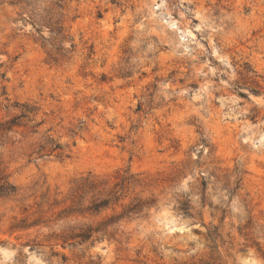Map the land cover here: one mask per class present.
<instances>
[{
	"label": "rangeland",
	"instance_id": "rangeland-1",
	"mask_svg": "<svg viewBox=\"0 0 264 264\" xmlns=\"http://www.w3.org/2000/svg\"><path fill=\"white\" fill-rule=\"evenodd\" d=\"M0 264H264V0H0Z\"/></svg>",
	"mask_w": 264,
	"mask_h": 264
},
{
	"label": "trees",
	"instance_id": "trees-1",
	"mask_svg": "<svg viewBox=\"0 0 264 264\" xmlns=\"http://www.w3.org/2000/svg\"><path fill=\"white\" fill-rule=\"evenodd\" d=\"M181 207H182L181 210L184 211V212H185L186 210H188V208H187V206H186L185 203H181Z\"/></svg>",
	"mask_w": 264,
	"mask_h": 264
}]
</instances>
